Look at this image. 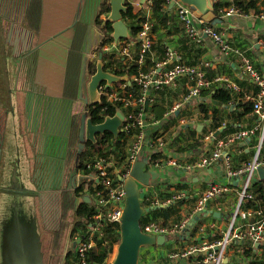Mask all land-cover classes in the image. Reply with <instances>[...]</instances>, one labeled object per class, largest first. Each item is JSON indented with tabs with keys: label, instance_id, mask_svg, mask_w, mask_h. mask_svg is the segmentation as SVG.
I'll return each instance as SVG.
<instances>
[{
	"label": "crops",
	"instance_id": "crops-1",
	"mask_svg": "<svg viewBox=\"0 0 264 264\" xmlns=\"http://www.w3.org/2000/svg\"><path fill=\"white\" fill-rule=\"evenodd\" d=\"M131 1L133 14L152 25L153 46L146 54V69L141 71L156 70V79L164 75L174 65L172 61L166 62V49L172 48L180 53L189 67L204 72L212 80L218 79L196 100H185L193 84L192 75L177 78L172 84L160 88L152 87L145 105L147 116L143 127L145 147L141 158L148 157L147 168L158 174V179L152 180V185L146 187L142 194L143 206L151 209L144 216L173 226L191 217L198 198L211 185L228 184L231 191L211 201L204 210L208 212L206 216L202 215L196 224L189 226L185 237L169 235L170 241L163 246L147 248L155 255L145 262L142 253L140 262L204 264L207 250L189 256H184V253L193 247L213 245L223 237L232 218L229 214L237 206L243 181L241 178H229L227 163L237 168L251 161L262 133L258 129L245 143H235L226 148L222 160L208 168L188 170L187 167L170 166L168 162L177 159L180 164L190 166L209 154L217 140L239 130L257 128L260 117L255 111L245 112L242 106L243 96L254 93L255 82L242 74L238 57L223 54L212 38L201 35L204 41L201 46L193 41L179 22L174 3L166 4L164 0ZM248 1L243 0V3ZM105 5L110 6L109 0H0V65L8 72L4 75L9 78V82L4 84V92H1L7 99L0 100L4 116L0 150L25 149L31 176L37 185L48 186V189H43L42 198L36 197L35 200L44 215L40 214L39 220L47 234L46 247L47 237L56 231L64 216L65 191L73 193L72 189H78L72 186L71 179L75 174L85 175L76 169L78 155L76 161L71 160L70 155L72 152L75 154L73 132L79 125L75 116L78 113L83 116L88 106L80 98L83 58L88 52L93 54L101 48L103 26L110 13L103 12ZM257 6L259 14L264 13V0H258ZM259 14L253 10L246 15H234L214 27L235 50L250 58L264 76V20ZM101 21V25L98 24ZM125 21L130 28L136 25L134 19ZM197 28L201 33L199 24ZM136 41L132 42V58L137 57L140 51V43L138 41L137 45ZM79 56L81 58L77 59ZM135 76H128L131 84L120 82L114 85H132ZM176 104H181L180 109L165 116ZM218 131L219 135L215 137ZM210 133H214V137L207 139ZM131 138L129 142L133 143L134 137ZM151 144L153 147L150 148ZM129 146L122 154L129 152ZM154 150L161 152L159 167L151 162ZM109 151L111 171L119 179L125 161L121 154L116 158V154L111 153V149ZM95 155H90V159ZM257 183L264 187V179L259 175ZM58 185L62 186L61 205L59 191L51 187ZM95 185L96 182L81 184L79 196L77 192L73 193L75 205L72 215L75 220L78 219L75 212L83 202L89 207L96 205ZM179 192L186 196L169 204V200ZM253 208L264 214V198ZM71 233V264H77L73 243L82 236L79 233L73 236V230ZM252 247H256L257 262L264 264V244L252 246L250 241L240 240L231 244L224 264H256L255 257L247 254Z\"/></svg>",
	"mask_w": 264,
	"mask_h": 264
},
{
	"label": "built area",
	"instance_id": "built-area-1",
	"mask_svg": "<svg viewBox=\"0 0 264 264\" xmlns=\"http://www.w3.org/2000/svg\"><path fill=\"white\" fill-rule=\"evenodd\" d=\"M213 1L219 5V10L217 11L222 19L234 15L245 14L236 5L237 2H243V0ZM127 2L132 3L131 0H126V3ZM164 2L166 4L174 3L177 6V18L183 25L186 34L193 41L201 46L204 43L202 38L203 35L212 38L223 54L226 56L234 55L238 57L242 74L252 79L260 87V91L257 94H247L245 96V100L253 103L254 111L260 117V124L257 128L239 130L223 139L217 140L214 149L209 154L201 157L195 164L190 166L185 163L180 164L177 159H171L168 162V165L170 166L181 168L187 167L188 170L211 167L222 160L226 148L235 143H245L248 138L253 136L254 133L260 129L262 136L256 147L253 159L237 168L233 167L230 162L227 163V174L229 178L232 180L241 178L243 180L239 200L233 212V217L230 220L228 229L223 234V237L215 244L210 246L203 245L201 246L202 248L193 247L184 253V256H189L199 253V251L207 250L208 253L204 258V264H224L225 256L234 241H250L252 246L256 244H264L263 212L252 207L245 208V202L255 198V195L252 192V186L258 181L259 168H264V76L255 68L250 58L245 56L239 50H235L214 26L197 17L189 6L178 0H164ZM250 2L251 0L247 3ZM259 17L264 20V13H260ZM197 24L200 25L201 33H199ZM137 40L140 43L138 63L143 64L145 62L146 54L153 46L152 25L149 22L142 24L141 30L137 35ZM132 45L131 42L126 41L119 44L108 45L106 46V50L122 57L132 58ZM171 61L174 62L173 67L157 79L156 70L150 72L140 71L136 74L134 77V83L139 88L137 96H134L133 93L126 90V84H122L119 87L122 89V93L126 95L120 94L116 85L112 87L115 88L112 89L111 92H108L107 88H100L102 97L107 95L109 101H120L124 104L123 107L128 110L125 115V122L122 126V131L133 130L134 142L129 148L126 160V172L121 173L119 179H117L115 174L111 171V162L106 157H99L95 162L88 166L96 172L98 180L94 190L96 212L92 217L93 223L90 225L88 232L85 236L80 237L79 239L81 241L76 244L77 264H91L88 254L91 249L96 246L97 240L106 238V229L110 225H117V227H119L126 197V191L121 179L125 180L130 176L134 164L140 160L142 150L145 147V135L143 132L147 116L145 105L150 98L151 88H160L162 85L172 84L177 78L192 75L193 84L190 86L185 100H196L201 97L203 90L209 88L212 84L218 81V79L212 80L208 78V76L200 70L192 69L184 63L179 52L172 48H167L166 62ZM180 107L181 104H176L170 112L165 114V116L173 114L179 110ZM213 137L214 133H210L206 138L209 139ZM151 146L152 144L149 147L151 148ZM158 162L154 165L155 167H159L160 163ZM230 191L231 189L228 184L211 185L198 198L194 213L191 217L185 218L180 223L173 226H164L161 223L151 221L145 224L144 227H142V230L146 234L156 236H179L186 232L189 228L190 221L195 215L203 213L211 201L228 194ZM185 196L186 194L184 192H179L169 200V204L172 201L182 200ZM253 218L255 219L252 220Z\"/></svg>",
	"mask_w": 264,
	"mask_h": 264
},
{
	"label": "water",
	"instance_id": "water-1",
	"mask_svg": "<svg viewBox=\"0 0 264 264\" xmlns=\"http://www.w3.org/2000/svg\"><path fill=\"white\" fill-rule=\"evenodd\" d=\"M178 1L189 6L194 14L205 22L213 26L223 24V19L220 18L213 0ZM109 5L111 9L107 21L112 22L111 37L114 43L122 40L136 41V38L132 37L130 26L124 19V13L128 11L126 0H109ZM91 54L92 52H88L83 58L80 77V98L87 105L101 101L100 87L104 82L106 83L105 88H110L112 84L120 82L131 84L128 76H118L104 71L102 58L105 52H100L97 71L90 76ZM2 73L8 74L6 71ZM6 77L8 78L7 75ZM7 82L0 80L2 91ZM2 91H0L1 99H7L1 93ZM124 122L125 115L118 111L115 116L106 117L104 122L95 125L89 118V108L86 107L81 119L79 134L86 141L94 143L97 141V135L105 132H111L115 137H118L122 132ZM219 132L215 134V137L219 135ZM77 157L79 158V154ZM149 162L148 157L141 158L134 164L130 176L125 180L121 179L126 197L123 215L119 223L120 242L114 259L109 262L108 258L102 264H141L140 258L144 248L163 246L170 241V237L167 235L156 236L146 234L142 230L141 220L151 210L143 206L142 194L146 187L152 185V180L158 179V174L147 168ZM258 174L261 179H264L263 167L259 168ZM71 180L74 188L94 181L91 175L77 176L76 174ZM35 181V178L31 176L28 154L25 149L0 150V264H49V256L46 255L45 249L47 234L42 230L39 220L42 211L35 202L36 197L42 198V191L48 189V186L37 185ZM51 187L59 191L61 205L63 203L62 186ZM50 191L52 190L50 189ZM86 201H89L88 197H86ZM207 213V211L198 213L190 221L189 226L196 224L201 216H206ZM73 228L74 226H71V231L67 236L61 264H66L67 256L72 251L70 237ZM80 241V239L75 241L73 246L76 247Z\"/></svg>",
	"mask_w": 264,
	"mask_h": 264
},
{
	"label": "trees",
	"instance_id": "trees-1",
	"mask_svg": "<svg viewBox=\"0 0 264 264\" xmlns=\"http://www.w3.org/2000/svg\"><path fill=\"white\" fill-rule=\"evenodd\" d=\"M258 0H251L250 3H243V2H237L236 5L238 8L242 10L245 14H248L250 11L255 10L257 14H259L260 9L257 6ZM128 6V11L124 13V19L129 21V20H135L136 25L132 26L131 28V34L133 38H137V35L140 31L141 24L146 22L144 18L140 17L139 15L133 14V5L131 2H127ZM215 7L217 10H219V5L215 3ZM110 6L105 5L103 12H109L110 11ZM149 22V21H147ZM102 23L98 22V24ZM210 24V23H209ZM101 25V24H100ZM211 25V24H210ZM218 31V30H217ZM103 32H104V38L101 43V48L102 50L106 45H110L114 42L113 38L111 37V34L113 32L112 30V22L107 21L105 25L103 26ZM219 32V31H218ZM127 42H133L126 40ZM124 41V42H126ZM136 44L139 45L138 41H136ZM232 56V55H231ZM139 59V54L137 57L134 58H127V57H122L117 55L116 53L113 52H107L106 55L104 56V69L106 70H111L115 74L120 75V76H126L128 75L129 77L132 75L138 74L141 70L146 69V58L145 62L143 64L138 63ZM183 59V58H182ZM184 61V60H183ZM90 65L93 67L94 71H96L95 66L89 63V71H90ZM127 85V91L133 93L134 96H137L139 93V88L136 86L134 82H132V85H128L127 83H124ZM255 85V91L253 94H257L260 91V87L254 83ZM120 86H117L118 92L120 94L126 95L122 93V89L119 88ZM115 88V87H114ZM114 88H109L108 92H111L112 89ZM211 90V89H209ZM207 91V90H205ZM204 90L202 92H205ZM203 94V93H202ZM201 94V96H202ZM245 96H243L242 106L245 109V112H254V106L252 102H249L248 100H245ZM124 104L120 101H109L107 95L102 97V100L100 103L88 105L87 107L89 108V118L91 119L93 124H101L104 120L105 117H113L116 115L118 111L123 112L124 115H126L127 111L124 107ZM206 112V110H204ZM81 113H78V116H75L76 119H78L79 125L74 127V132H73V137L75 138V142L72 144V146H77V149L75 150V154L73 155V152L70 155V159H74L76 161V156L79 154V158L77 157V162H76V169L83 171L85 175L91 173L93 171L91 168L88 166L95 162V160L99 157H106L108 158V152L111 149V153H115L116 156L118 157L121 154L122 159L125 161L124 169L122 170L121 173H125L127 169V156L128 153L122 154L125 150V148L132 142H129L131 137H134V131H122L118 135V137H115L114 134L111 132H105L104 134H99L97 135L96 139L97 141L94 143L92 141L84 142L83 138L80 136L79 131H80V122H81ZM3 113L0 110V136L3 128ZM129 146V147H130ZM128 147V148H129ZM93 153H96V155L90 159V155ZM154 154L151 156V162L157 163L160 161L161 158V152L159 150H154ZM113 155V154H112ZM125 157V158H124ZM109 159V158H108ZM260 183H254L252 186V192L255 195V198L251 200H247L245 202V208L249 207H257V203L260 201L261 198H264V187L259 185ZM81 189H77L76 195L79 196ZM75 205V195L71 191H65L64 193V216L62 220L60 221V224L57 226L56 231L50 235L48 239V245L46 247L47 253L49 255V264H61L62 257H63V251L67 242V234L70 231L71 224L74 222V229H73V236L77 235L79 233L81 236H85L86 233L88 232L90 225L93 223L92 217L94 213L96 212V205L94 207H89V205L85 202H83L80 206H78L75 214L76 217L78 218L77 220L74 219L73 214V209ZM157 222L154 219H150L149 216H143L141 220V226L144 227L145 224L149 222ZM159 223V222H158ZM168 226V225H164ZM185 233L175 236L176 238H182L185 237ZM220 238V237H219ZM120 242V233H119V227L117 225H110L106 229V238L97 240L96 246L91 249L89 252V260L91 264H102L105 262L110 254L113 253L115 246H117ZM256 247H252L248 252V256H254L255 263L256 264H261L258 263L257 260L258 255L256 254ZM73 259V254L69 253L67 257L66 264H71V260ZM198 261H201V258H199Z\"/></svg>",
	"mask_w": 264,
	"mask_h": 264
},
{
	"label": "flooded vegetation",
	"instance_id": "flooded-vegetation-1",
	"mask_svg": "<svg viewBox=\"0 0 264 264\" xmlns=\"http://www.w3.org/2000/svg\"><path fill=\"white\" fill-rule=\"evenodd\" d=\"M124 41L122 40V41H120V42H118V43H112V44H119V43H123ZM112 44H110V45H112ZM106 46H108V45H106ZM106 46L102 49V50H100V48H99V52H97V54L95 55V53H93V57H94V60H92V61H90V64H92V65H94L95 66V70L97 71V63H98V59H99V54H100V52H105V54H104V56L106 55V53L108 52L107 50H106ZM110 53V52H109ZM104 56H103V58H102V60H103V68H104V64H105V60H104ZM96 71H94V69H93V67L90 65V76H92V75H94L95 73H96ZM104 71L105 72H113V71H111V70H105L104 69ZM105 85H106V83L104 82V83H102L101 84V87L100 88H105ZM114 86V84H112L111 85V87L110 88H112ZM109 88H107V90H108ZM100 92H101V90H100ZM102 93V92H101ZM102 100V99H101ZM101 102V101H100ZM100 102H98V103H100ZM108 117V116H107ZM106 118V117H105ZM81 119H82V117H81ZM104 122V121H103ZM77 123V122H76ZM96 125V124H95ZM83 141L84 142H88V141H86L85 140V138L83 139ZM93 170V169H92ZM88 175H91V177H93V179H94V181H93V183H97V175H96V172L93 170V171H91V173H89ZM94 184H91V186H93ZM82 188V187H81ZM80 188V189H81ZM72 191H73V193H76V190H74V189H72ZM50 235H52V234H50ZM47 238H49V236L47 237ZM46 249V248H45ZM46 253H47V249H46ZM47 256H49L48 254H47Z\"/></svg>",
	"mask_w": 264,
	"mask_h": 264
},
{
	"label": "rangeland",
	"instance_id": "rangeland-1",
	"mask_svg": "<svg viewBox=\"0 0 264 264\" xmlns=\"http://www.w3.org/2000/svg\"><path fill=\"white\" fill-rule=\"evenodd\" d=\"M105 16H102V18H104ZM97 54V52L95 53V55ZM95 57V56H94ZM94 57H93V54H92V56L90 57V61H92V60H94ZM81 58V56H79L77 59H80ZM96 58V57H95ZM70 59H72V57L70 58ZM5 71V69L2 67V66H0V80L1 81H8L9 82V80H8V78L2 73V72H4ZM89 74H90V72H89ZM25 75H27V73L25 72ZM0 91H2L1 89H0ZM2 92H4V90L2 91ZM0 100H1V97H0ZM6 114V113H5ZM76 121H78V119H76ZM75 142V138L73 137V143ZM72 143V144H73ZM73 151L74 150H76L77 149V146H73ZM231 217H233V213H230L229 214ZM74 223V222H73ZM73 223L71 224L72 226H73ZM71 228V227H70ZM176 244L178 245V240H176ZM117 247H118V245H117ZM117 247L115 248V251H114V253L111 255V258L109 257V262L110 261H112L113 259H114V257H115V254H116V252H117ZM156 248V247H155ZM155 252H157V250L155 251ZM142 253H143V261H145L146 262V260H149L150 258H152L154 255H155V253H153V252H151V250H148L147 248H144L143 249V251H142Z\"/></svg>",
	"mask_w": 264,
	"mask_h": 264
}]
</instances>
